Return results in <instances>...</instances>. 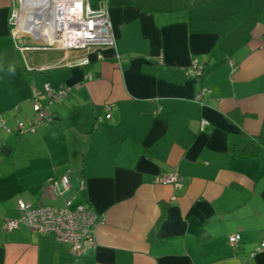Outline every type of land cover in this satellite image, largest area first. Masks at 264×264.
<instances>
[{
	"label": "crops",
	"instance_id": "obj_1",
	"mask_svg": "<svg viewBox=\"0 0 264 264\" xmlns=\"http://www.w3.org/2000/svg\"><path fill=\"white\" fill-rule=\"evenodd\" d=\"M13 8L0 0V124L10 130L0 133V264H264V252L252 256L264 238V161L228 142L264 133V0H109L115 46L89 51L16 38ZM85 56L89 65H74ZM194 58L200 80L188 75ZM45 83L70 96L53 122L19 132ZM172 171L183 188L158 182ZM63 175L72 208L103 218L79 261L53 233L4 229L21 200L63 206L47 187Z\"/></svg>",
	"mask_w": 264,
	"mask_h": 264
},
{
	"label": "built area",
	"instance_id": "obj_2",
	"mask_svg": "<svg viewBox=\"0 0 264 264\" xmlns=\"http://www.w3.org/2000/svg\"><path fill=\"white\" fill-rule=\"evenodd\" d=\"M11 22L16 38H29L51 48L89 51L115 46L109 0H101L98 8H94L90 0H14ZM89 64L90 59L87 56L74 62L76 66ZM229 66L232 72L237 69L233 60L229 61ZM205 70V65L198 58H194L188 75L192 79L200 80ZM71 90L68 85L53 87L48 83L44 84L42 90L33 88L31 101L35 111L34 118L28 122L17 119V130L22 133H36L40 126L53 122L52 108L66 100ZM206 94L207 89L202 88L194 101L200 103ZM106 117L111 119V114ZM102 122L103 118L98 117L95 126ZM210 126V121L201 120L202 132ZM3 131L10 132L5 122L0 124V133ZM158 182L181 189L185 186L186 179L178 171H172L161 176ZM47 187L51 194L65 199L63 206H33L21 200L18 206L19 216L7 219L4 229L11 231L26 225L36 234L53 233L58 243L69 246L72 256L79 261L88 250L96 246L95 230L97 224L103 222V218L86 204L72 208L76 196L70 194L69 176L50 178ZM80 190H86L85 182H82ZM240 241V233L229 237V243L234 248L238 247ZM262 252L264 238L252 252V256Z\"/></svg>",
	"mask_w": 264,
	"mask_h": 264
},
{
	"label": "trees",
	"instance_id": "obj_3",
	"mask_svg": "<svg viewBox=\"0 0 264 264\" xmlns=\"http://www.w3.org/2000/svg\"><path fill=\"white\" fill-rule=\"evenodd\" d=\"M228 140L232 153L258 157L264 161V133L260 136H250L244 132L231 133Z\"/></svg>",
	"mask_w": 264,
	"mask_h": 264
},
{
	"label": "clouds",
	"instance_id": "obj_4",
	"mask_svg": "<svg viewBox=\"0 0 264 264\" xmlns=\"http://www.w3.org/2000/svg\"><path fill=\"white\" fill-rule=\"evenodd\" d=\"M8 72L14 74V72H15V67H14L13 65H9V67H8Z\"/></svg>",
	"mask_w": 264,
	"mask_h": 264
},
{
	"label": "water",
	"instance_id": "obj_5",
	"mask_svg": "<svg viewBox=\"0 0 264 264\" xmlns=\"http://www.w3.org/2000/svg\"><path fill=\"white\" fill-rule=\"evenodd\" d=\"M0 146H2V142L0 141ZM6 151V148H3V152Z\"/></svg>",
	"mask_w": 264,
	"mask_h": 264
},
{
	"label": "rangeland",
	"instance_id": "obj_6",
	"mask_svg": "<svg viewBox=\"0 0 264 264\" xmlns=\"http://www.w3.org/2000/svg\"><path fill=\"white\" fill-rule=\"evenodd\" d=\"M93 4L96 2V0H90ZM4 133V132H3ZM30 134H32V133H30Z\"/></svg>",
	"mask_w": 264,
	"mask_h": 264
}]
</instances>
